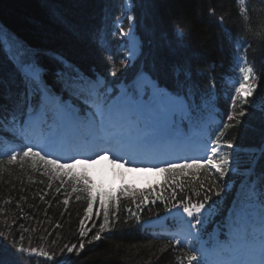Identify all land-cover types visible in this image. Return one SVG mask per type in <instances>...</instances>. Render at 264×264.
<instances>
[{
	"label": "snow or ice",
	"instance_id": "obj_1",
	"mask_svg": "<svg viewBox=\"0 0 264 264\" xmlns=\"http://www.w3.org/2000/svg\"><path fill=\"white\" fill-rule=\"evenodd\" d=\"M238 3L246 14L244 0ZM126 19L127 29L118 20L112 33L125 38L118 51L106 47L102 38L98 41L104 49L108 75L115 79L64 67L56 72L59 92L44 78L46 69L39 62L40 51L17 38L19 46L8 59L20 74L24 90L13 108L0 105V121L12 125L21 143L6 154V164L21 169L30 164L34 172L48 179V189L55 182V192L64 195L65 211L73 194L77 201L86 202L78 222V243L60 246L61 257L65 253L79 254L86 243L100 241L121 222L122 207L142 223L139 213L159 202L175 221L173 234L159 237L166 239L164 251L169 247L185 249L178 264H264V185L256 187L255 181L239 189L226 225V238L210 235L204 239L206 225L216 212L214 206L219 204L215 198L222 199V193L228 191L225 177L239 171L235 168V141L227 132L258 108L264 112V95L259 104L257 101L260 77L254 66L246 55L238 57L239 76L228 97L225 118L215 124L211 115L195 105L192 88L179 79V72L175 74L176 87L171 89L161 83L154 70L145 68L141 60L143 42L134 35L135 17L128 14ZM220 20L223 22V17ZM9 47L5 45L4 50ZM58 61L63 63L62 58ZM214 87L210 81L209 88ZM65 92L81 100L86 108L81 110L71 99L65 100ZM201 151L203 154H195ZM251 152L255 164L264 157V145ZM101 160L120 167L131 165L130 170L155 172L163 180L150 190L121 187L117 194L96 189L87 171L78 169ZM4 165L0 159V167ZM252 171L244 170L247 174ZM45 195L47 192L40 196L42 201ZM255 212L261 216L258 225L252 219ZM56 227L61 225L57 223ZM19 229L18 238L11 230L0 231V242L9 241L16 253L56 261L55 240L50 252L31 244L25 247L23 233L30 229L24 224ZM88 234L90 239H86ZM0 264H4L2 258Z\"/></svg>",
	"mask_w": 264,
	"mask_h": 264
},
{
	"label": "trees",
	"instance_id": "obj_2",
	"mask_svg": "<svg viewBox=\"0 0 264 264\" xmlns=\"http://www.w3.org/2000/svg\"><path fill=\"white\" fill-rule=\"evenodd\" d=\"M135 4L138 32L144 41L142 63L168 86L176 84L177 72L179 79L186 78V72L190 73L188 78L197 73L204 76V71L213 73L209 70L213 63L220 77L221 69H228L227 47L223 42L227 31L221 28L219 18L223 17L233 31H244L249 39V55L260 77L259 104L264 95V2L254 1L245 16L240 13L236 0H135ZM121 15L122 0H0V30H3L0 31V105L13 108L24 90L20 74L8 59L9 54H15L18 41L40 51L38 59L46 69L44 78L57 92L60 85L56 83V72L64 67L115 79L108 75L104 49L98 46V41L102 38L106 47L118 51V41L112 33L114 22ZM5 45L11 47L5 51ZM227 136L234 138L235 167L239 171L225 180L238 184L248 168L255 167L264 173V157L253 164L251 152L264 145V112L258 108L242 118L237 127L228 130ZM14 139L21 143L12 125L0 121V149ZM0 159L5 161L0 167V231L11 230L18 238L19 225L24 224L30 229L23 233L25 247L31 244L50 252L55 240L57 249L56 261H48L35 254L16 253L9 247V241H2L0 258L4 264H56L57 261L61 264H178L184 249L169 247L164 251L166 239L143 235L139 223L123 207L121 222L104 233L100 241L86 243L79 254L65 253L61 257L60 246L78 243V222L86 202L77 201L73 194L65 211L64 195L55 192V182L48 189V179L34 172L30 164L21 169L19 165H7V156L0 154ZM93 186L98 188L94 183ZM45 192L47 195L42 201L40 196ZM232 193H222V199L215 198L222 210L230 205ZM165 210L158 202L149 205L140 215L142 219L152 218ZM133 211H136L134 207ZM124 220L128 223H123ZM57 223L61 227L57 228ZM90 237L88 234L86 239Z\"/></svg>",
	"mask_w": 264,
	"mask_h": 264
},
{
	"label": "rangeland",
	"instance_id": "obj_3",
	"mask_svg": "<svg viewBox=\"0 0 264 264\" xmlns=\"http://www.w3.org/2000/svg\"><path fill=\"white\" fill-rule=\"evenodd\" d=\"M122 1L123 6H125V10L128 13L126 12L124 19L119 21L123 23L124 27H128L129 22L127 19L125 20V18L128 14H131V3L133 5V1ZM134 35L137 40H140L136 31H134ZM131 167V165L127 164L124 167H120L118 163L113 164L110 162V160H101L99 163L90 165L84 170L91 173L90 175L92 176V179L95 181V183L103 185L107 190H117L122 185L129 183L130 185H134L139 188H148L161 181L160 174L155 172H144V174H142L137 170H130Z\"/></svg>",
	"mask_w": 264,
	"mask_h": 264
},
{
	"label": "water",
	"instance_id": "obj_4",
	"mask_svg": "<svg viewBox=\"0 0 264 264\" xmlns=\"http://www.w3.org/2000/svg\"><path fill=\"white\" fill-rule=\"evenodd\" d=\"M153 225H158V223H155V224H153Z\"/></svg>",
	"mask_w": 264,
	"mask_h": 264
},
{
	"label": "bare ground",
	"instance_id": "obj_5",
	"mask_svg": "<svg viewBox=\"0 0 264 264\" xmlns=\"http://www.w3.org/2000/svg\"><path fill=\"white\" fill-rule=\"evenodd\" d=\"M130 5V4H129Z\"/></svg>",
	"mask_w": 264,
	"mask_h": 264
}]
</instances>
